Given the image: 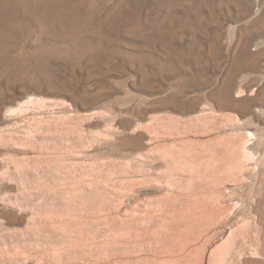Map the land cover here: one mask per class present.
<instances>
[{"label": "rangeland", "instance_id": "obj_1", "mask_svg": "<svg viewBox=\"0 0 264 264\" xmlns=\"http://www.w3.org/2000/svg\"><path fill=\"white\" fill-rule=\"evenodd\" d=\"M25 1H0L27 57L0 79V264H264V0L62 1L95 41Z\"/></svg>", "mask_w": 264, "mask_h": 264}, {"label": "bare ground", "instance_id": "obj_2", "mask_svg": "<svg viewBox=\"0 0 264 264\" xmlns=\"http://www.w3.org/2000/svg\"><path fill=\"white\" fill-rule=\"evenodd\" d=\"M1 1V0H0ZM25 1V0H24ZM32 1V0H31ZM31 1H29L28 3H30ZM62 1H65V0H33L31 3L32 4H29V6H28V8H26V11H30L31 13L33 12L34 14H36V15H38L40 18L41 17H45V16H47V18H49V17H52V18H54V20H57L58 21V24H59V26H61L64 30L66 29V32H68L70 35H71V37H73V38H79V39H81V40H83V39H85V40H87L86 38H82V37H84L83 35L85 34V36H86V33H88L89 31H90V33L89 34H91V32H92V34L94 35V37L92 36V37H88L89 39H92V40H98L97 39V33H96V30L94 31L92 28L93 27H91L92 25H91V22H90V28H89V26H87V25H85V23H83V24H81L80 22H78V24H74L73 22H72V24L70 23V20H69V22L68 21H66V19H68V18H66L63 14L65 13H63L62 12V14H61V12L59 11V10H62L61 8H62V6L60 7L59 5H60V3L62 2ZM121 1H125V2H127L128 4H130V5H132V6H134V7H139V5L141 4V2H142V0H120V2ZM216 0H214V2H215ZM219 2H220V0H218ZM26 2V1H25ZM182 3V2H184V0H173L171 3H169V6H170V4H171V6L172 5H174L175 3ZM212 2V0H187V2H185L184 4H181V5H184V7H187V8H189L188 6H190V8H191V10H197L196 8V6H198V7H201V6H204V5H207L208 7H210V4H212L211 3ZM218 2V3H219ZM223 2H226L227 3V0H223ZM1 3V2H0ZM3 3V2H2ZM22 4L24 3V2H21ZM118 2H116V4H117ZM4 5H7V4H5V3H3ZM63 4V3H62ZM61 4V5H62ZM115 4V5H116ZM43 5L44 6H47V7H43ZM50 7H49V6ZM161 5V4H160ZM19 6H20V4H19ZM24 6H25V4H24ZM60 8H59V7ZM162 6V5H161ZM26 7H27V5H26ZM48 7H49V9H48ZM4 7L2 6V4H0V12L1 11H4V10H2ZM14 8V7H13ZM57 8H59V10H57ZM65 8V7H64ZM11 9V8H10ZM28 9V10H27ZM66 9V8H65ZM160 9V8H159ZM22 10V9H21ZM162 11L158 14V16H157V19L156 20H158L160 23H162V24H170V22H174V20H175V18L174 17H172V15H171V12H172V10L171 9H169V10H167L166 11V9L165 8H163V9H161ZM171 10V11H170ZM68 11V10H67ZM67 14V13H66ZM65 14V15H66ZM68 15V14H67ZM51 18V19H52ZM89 19H90V17H88ZM3 19H4V17H3ZM50 19V18H49ZM87 19V18H86ZM45 20V19H44ZM48 20V19H47ZM91 20V19H90ZM45 22V21H44ZM49 22V21H48ZM48 22H45V23H48ZM52 22V21H51ZM50 22V23H51ZM56 22V21H55ZM152 22V21H151ZM150 22V23H151ZM175 22H177L176 20H175ZM80 23V24H79ZM87 23V22H86ZM94 22L92 21V24H93ZM149 23V24H150ZM160 23H159V25H160ZM57 24V25H58ZM182 25V24H181ZM48 26V25H47ZM151 26V25H150ZM157 26L158 25H156V28H157ZM55 27V26H54ZM57 27V26H56ZM155 27V26H154ZM154 27H152V28H154ZM190 27H192L191 25H190ZM58 28V27H57ZM1 31H0V41H2L3 42V46L2 47H0V79H4V78H6V77H10V76H13V75H16L15 73H17V69H18V67L16 68V66H19V68L22 66V64H23V62L25 61V59L27 58L25 55H24V53H23V51L22 50H20L19 48H18V46L16 47V46H14L13 48H12V50L10 49V47H9V44H8V46H7V41H8V39H7V34L8 33H6L5 31L7 30H5V31H2V29H0ZM93 30V31H92ZM98 31H99V29H97ZM10 31V30H9ZM63 31V30H62ZM101 31V30H100ZM8 32V31H7ZM100 33V32H99ZM10 35V34H9ZM166 37H168V36H166ZM174 37V36H173ZM9 38H11V36H9ZM163 38V37H162ZM169 38V37H168ZM193 38V37H192ZM89 39H88V41L87 42H89ZM150 39H152V38H150ZM80 40V41H81ZM160 40L162 41V39L160 38ZM159 40V41H160ZM174 40V39H173ZM161 41H160V43H161ZM170 41V40H169ZM167 42H168V40H167ZM10 43V42H9ZM85 43V42H84ZM14 44V43H13ZM80 44V43H79ZM162 44V43H161ZM160 44V45H161ZM163 44H165L164 43V41H163ZM170 44V43H169ZM163 46V45H162ZM167 46H169V45H167ZM164 47V46H163ZM171 47V46H170ZM83 50H82V56H84V57H87V60L89 61V63L93 66H100V65H102V58H101V55L95 50V48L92 46V45H87V44H85L83 47ZM161 48V47H160ZM168 48V47H167ZM166 48V49H167ZM165 49V48H164ZM163 49V50H164ZM168 50V49H167ZM53 53V52H52ZM40 54V53H39ZM45 55H48V54H46V52H44V53H42L41 52V54H40V57L42 56V57H44ZM186 56V55H185ZM46 57V56H45ZM198 57V56H197ZM184 58V57H183ZM25 63V62H24ZM63 65H64V63H62ZM60 65H61V62H60ZM62 66V65H61ZM73 73H71V72H66L63 76H61V79L60 80H58L57 81V83H62V84H70V82H71V80H72V78H73V75H72ZM60 75V74H59ZM58 78V77H57ZM10 79V78H9ZM55 79V78H54ZM5 80V79H4ZM60 81V82H59ZM55 82V81H54ZM56 84V83H55ZM62 84H60V85H62ZM261 93H264V90H262L261 91ZM233 100L234 101H239L238 99H235V98H233ZM247 235V234H246ZM247 236H249V235H247ZM243 237H245V236H243ZM246 238V237H245ZM247 239V238H246ZM238 239L236 238V240H235V243L237 244V242L240 240H238ZM243 241H244V239H242ZM234 242V241H233ZM247 242H249V241H247ZM233 244V243H232ZM238 244H239V242H238ZM241 245H243V244H241ZM240 246V245H239ZM239 250H241V249H239ZM232 257V256H231Z\"/></svg>", "mask_w": 264, "mask_h": 264}]
</instances>
